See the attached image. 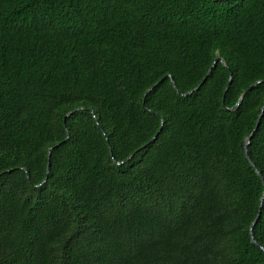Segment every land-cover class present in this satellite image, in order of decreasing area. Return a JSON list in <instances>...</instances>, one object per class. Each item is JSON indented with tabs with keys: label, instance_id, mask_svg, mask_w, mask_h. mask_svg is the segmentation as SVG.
I'll return each instance as SVG.
<instances>
[{
	"label": "trees",
	"instance_id": "1",
	"mask_svg": "<svg viewBox=\"0 0 264 264\" xmlns=\"http://www.w3.org/2000/svg\"><path fill=\"white\" fill-rule=\"evenodd\" d=\"M260 246L264 0H0V264Z\"/></svg>",
	"mask_w": 264,
	"mask_h": 264
},
{
	"label": "water",
	"instance_id": "2",
	"mask_svg": "<svg viewBox=\"0 0 264 264\" xmlns=\"http://www.w3.org/2000/svg\"><path fill=\"white\" fill-rule=\"evenodd\" d=\"M213 1H223V0H213ZM219 60H220V62H221L223 65H225L224 62H223V60H221V59H219ZM168 77H169V76H168ZM170 81H171V83H172L173 88H174L175 90H177V88H176V84H175V82H174V80H173L172 77H170ZM202 82H203V81H202ZM260 83H261V81H257V82H255V83H253L252 85H250V86L248 87V89L245 90V91L242 93V95L240 96V98H239V100H238V102H237V104L235 105L234 108H236V107L239 106V104H240L241 101L243 100V98H244V96H245V94H246V92H247L248 90L252 89L254 86H256V85H258V84H260ZM197 89H198V88H196V89H194V90H192V91H190V92H188V93H186V94H180V95H182V96L190 95L192 92L196 91ZM150 91H151V89L148 90V92H150ZM78 110H81V108L76 109V110H74L73 112L78 111ZM231 110H232V109H231ZM68 115H69V114H68ZM68 115H66V116H68ZM250 138H251V135L245 140V143H244V153H245V157L247 158V160L251 163L250 158H249V156H248V151H247V147H248V145H249V143H250ZM150 142H151V141H150ZM150 142H148V144H149ZM116 164H119V163H116ZM251 165H252V163H251ZM252 166H253V165H252ZM253 167H254V166H253ZM257 173H258V171H257ZM258 174H259V173H258ZM261 179H262V177H261ZM43 183H44V182H43ZM260 207H261V206H260ZM259 214H260V213L258 212L257 217H256V220L258 219ZM256 220H254V222L252 223V225H251V227H250V235H251V240L253 241V243L256 244L257 246H259V244L254 240V238H253V236H252V228H253V226L256 224ZM260 249L264 252V248H263V247L260 246Z\"/></svg>",
	"mask_w": 264,
	"mask_h": 264
}]
</instances>
